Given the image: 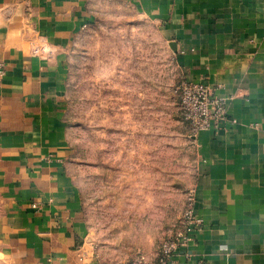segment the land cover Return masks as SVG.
<instances>
[{"label": "crops", "instance_id": "obj_1", "mask_svg": "<svg viewBox=\"0 0 264 264\" xmlns=\"http://www.w3.org/2000/svg\"><path fill=\"white\" fill-rule=\"evenodd\" d=\"M116 8L155 27L178 81L207 84L227 112L193 135L172 89L136 80L146 144L126 194L118 161L94 199L71 161L69 50ZM186 189L199 222L172 264H264V0H0V264H156Z\"/></svg>", "mask_w": 264, "mask_h": 264}, {"label": "rangeland", "instance_id": "obj_2", "mask_svg": "<svg viewBox=\"0 0 264 264\" xmlns=\"http://www.w3.org/2000/svg\"><path fill=\"white\" fill-rule=\"evenodd\" d=\"M155 32V27L140 22L133 11L116 8L80 31L71 44L69 118L76 127L71 161L74 158L79 163L80 181L85 184L84 179H94L88 185L94 199L101 196L103 187L106 194L112 192L107 182L112 181L118 161L126 162L121 169L126 173L121 184L126 194L124 188L132 180L128 177L134 175L132 163L140 159L139 147L146 144L138 135L140 129L149 127V121L140 125L134 117L136 80L156 78L159 88L172 89L177 96L180 81ZM189 191L185 190L184 209Z\"/></svg>", "mask_w": 264, "mask_h": 264}, {"label": "built area", "instance_id": "obj_3", "mask_svg": "<svg viewBox=\"0 0 264 264\" xmlns=\"http://www.w3.org/2000/svg\"><path fill=\"white\" fill-rule=\"evenodd\" d=\"M175 92L178 109L193 135L206 129L216 128L225 119L226 104L221 97L211 93L207 84L199 81L181 80L176 86ZM198 222L195 210V193L190 189L180 227L161 243L156 264H172L174 253L181 245L185 244L189 233ZM128 264H145L144 257L138 255Z\"/></svg>", "mask_w": 264, "mask_h": 264}]
</instances>
